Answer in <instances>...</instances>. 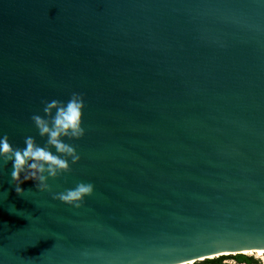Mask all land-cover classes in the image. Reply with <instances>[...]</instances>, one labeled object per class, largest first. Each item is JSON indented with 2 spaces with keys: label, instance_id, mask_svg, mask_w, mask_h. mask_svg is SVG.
I'll return each mask as SVG.
<instances>
[{
  "label": "water",
  "instance_id": "95a60500",
  "mask_svg": "<svg viewBox=\"0 0 264 264\" xmlns=\"http://www.w3.org/2000/svg\"><path fill=\"white\" fill-rule=\"evenodd\" d=\"M73 92L70 172L18 194L0 161V264L264 248V0H0V136L43 146L32 115ZM79 182L80 208L53 198Z\"/></svg>",
  "mask_w": 264,
  "mask_h": 264
},
{
  "label": "clouds",
  "instance_id": "9594fccd",
  "mask_svg": "<svg viewBox=\"0 0 264 264\" xmlns=\"http://www.w3.org/2000/svg\"><path fill=\"white\" fill-rule=\"evenodd\" d=\"M42 103L45 115L33 114L31 119L39 135L47 137L43 146L38 144L34 137L27 136L24 140L25 147H14L7 134L0 136V161L3 164L12 163L11 179L18 194H23L24 189L20 185L28 180L36 181V187L40 191L49 190V177L56 178L71 171L68 158H71L73 164L80 160L76 147L66 143L63 138L80 139L85 135V128L82 127L85 107L83 94L73 92L67 102L53 99L44 100ZM52 148H55V153ZM93 191L92 183L79 182L74 188L54 193L53 198L80 208L84 198L92 195ZM241 251L264 254V248ZM174 264H184V261H174Z\"/></svg>",
  "mask_w": 264,
  "mask_h": 264
},
{
  "label": "trees",
  "instance_id": "16d2710c",
  "mask_svg": "<svg viewBox=\"0 0 264 264\" xmlns=\"http://www.w3.org/2000/svg\"><path fill=\"white\" fill-rule=\"evenodd\" d=\"M228 257H233L236 259L237 262L239 263H244V264H259V262L253 257V256H249L245 253H235L234 256H230V255H219L217 257H213V258H206L204 260H199L202 261V264H222V260L224 258H228ZM198 262V261H196Z\"/></svg>",
  "mask_w": 264,
  "mask_h": 264
},
{
  "label": "rangeland",
  "instance_id": "374dc122",
  "mask_svg": "<svg viewBox=\"0 0 264 264\" xmlns=\"http://www.w3.org/2000/svg\"><path fill=\"white\" fill-rule=\"evenodd\" d=\"M227 255L234 256L235 254H227ZM247 255L253 256L259 262V264H264L263 256H258L256 254H247ZM201 262L202 261H198V262H195V264H202ZM222 264H244V263H239L233 257H228L227 259L222 261Z\"/></svg>",
  "mask_w": 264,
  "mask_h": 264
},
{
  "label": "bare ground",
  "instance_id": "6f19581e",
  "mask_svg": "<svg viewBox=\"0 0 264 264\" xmlns=\"http://www.w3.org/2000/svg\"><path fill=\"white\" fill-rule=\"evenodd\" d=\"M241 252L242 253H245V254H253L251 252H244V251H241ZM235 253H237V252H224V253H221V254H235ZM221 254L211 255V256H209V258L217 257V256H219ZM255 254L258 255V256H263L264 257V254H261V253H255ZM203 258L192 259V260H189V261L184 262V264H192L193 262H196V261H199V260H204Z\"/></svg>",
  "mask_w": 264,
  "mask_h": 264
},
{
  "label": "flooded vegetation",
  "instance_id": "af4514ba",
  "mask_svg": "<svg viewBox=\"0 0 264 264\" xmlns=\"http://www.w3.org/2000/svg\"><path fill=\"white\" fill-rule=\"evenodd\" d=\"M225 259H227V258H224L222 261H224ZM235 259V258H234ZM236 260V259H235Z\"/></svg>",
  "mask_w": 264,
  "mask_h": 264
},
{
  "label": "snow or ice",
  "instance_id": "6c2138e0",
  "mask_svg": "<svg viewBox=\"0 0 264 264\" xmlns=\"http://www.w3.org/2000/svg\"><path fill=\"white\" fill-rule=\"evenodd\" d=\"M193 264H195V262H193Z\"/></svg>",
  "mask_w": 264,
  "mask_h": 264
},
{
  "label": "built area",
  "instance_id": "2783aa9c",
  "mask_svg": "<svg viewBox=\"0 0 264 264\" xmlns=\"http://www.w3.org/2000/svg\"><path fill=\"white\" fill-rule=\"evenodd\" d=\"M193 264V263H192Z\"/></svg>",
  "mask_w": 264,
  "mask_h": 264
}]
</instances>
